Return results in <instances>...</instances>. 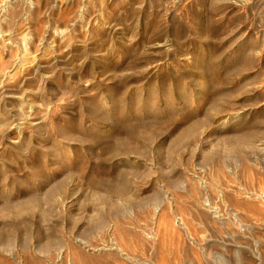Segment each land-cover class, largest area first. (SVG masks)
Returning a JSON list of instances; mask_svg holds the SVG:
<instances>
[{
  "label": "rangeland",
  "instance_id": "obj_1",
  "mask_svg": "<svg viewBox=\"0 0 264 264\" xmlns=\"http://www.w3.org/2000/svg\"><path fill=\"white\" fill-rule=\"evenodd\" d=\"M263 171L264 0H0V264H264Z\"/></svg>",
  "mask_w": 264,
  "mask_h": 264
},
{
  "label": "bare ground",
  "instance_id": "obj_2",
  "mask_svg": "<svg viewBox=\"0 0 264 264\" xmlns=\"http://www.w3.org/2000/svg\"><path fill=\"white\" fill-rule=\"evenodd\" d=\"M247 167H248V166H245V168H247ZM248 168H249V167H248ZM244 170H245V169H244ZM251 170H252V169H251ZM254 170H257V169H254ZM246 171H250V170H247V169H246ZM246 171H245V173H248V172H246ZM250 172H251V171H250ZM250 172H249V173H250ZM260 172H261V171H260ZM243 173H244V172H243ZM243 173H242V174H243ZM254 173H255V171H254ZM263 173H264V171H263ZM263 173H262V174H263ZM252 174H253V173H252ZM258 174L260 175L261 173L258 172ZM243 175H244V174H243ZM243 175H242V176H243ZM256 175H257V174H256ZM244 176H245V175H244ZM244 176H243V178H244ZM246 177H247V175H246ZM263 177H264V175H263ZM263 177H260V178H263ZM252 178L254 179V176H252ZM244 179H245V178H244ZM263 179H264V178H263ZM254 181L256 182V180H254ZM250 182H253V181H250ZM262 182H263V181L261 180V183H262ZM247 184H248V183H247ZM251 184H252V183H251ZM257 184H258V183H257ZM254 185H255V184H254ZM258 185H260V184H258ZM258 185H257V187H258ZM262 185H264V183L261 184V186H262ZM248 186H249V185H248ZM251 187H252V185H251ZM257 187H256L255 189H257ZM253 188H254V187H252V189H253ZM240 189H241V188H240ZM258 189H259V188H258ZM260 189H261V187H260ZM243 190L245 191V189H243ZM237 191H238V190H237ZM246 191H247V190H246ZM262 192H263V191H262ZM248 193H250V192H248ZM263 193H264V192H263ZM244 194H245V193H244ZM244 194H243V195H244ZM255 194H256V193H255ZM255 194H253V195L255 196ZM243 195H242L240 198L244 197ZM251 195H252V194H251ZM258 195H259V194H258ZM261 195H264V194H261ZM235 196H237V195H235ZM237 197H239V196H237ZM246 197H247V195H246ZM248 197H249V195H248ZM262 197H264V196H262ZM229 198H230V197H229ZM235 198H236V197H235ZM255 198H258V199H259V197H256V196H255ZM244 199H245V198H244ZM250 199H251V198H249V200H250ZM226 200H227V199H226ZM231 200H232V199H231ZM242 200H243V199H242ZM246 200H247V199H246ZM261 200H262V199H261ZM228 201H229V199H228ZM236 201H237V200H236ZM244 201H245V200H244ZM244 201H241V200H240V201H237V208H238V207H239V208L241 207V209H242V208H243V209L245 208L246 210L249 211V213H250V211H251V212H257V213H258L257 215H259V213H260L259 216H262V218L264 217V211L262 212L261 209H260V207H258V206H260L261 204L258 205V206H255L254 204H250V203H248V202H249L248 200H247L248 202H247V201L244 202ZM250 201H251V200H250ZM254 201H255V200H254ZM257 201H258V200H257ZM262 201H264V200H262ZM229 202H230V201H229ZM251 202H253V201H251ZM231 203H233V201H232ZM254 203H255V202H254ZM258 203H259V202H258ZM263 205H264V204H263ZM256 207H258V208L260 209V211H259ZM253 214H254V213H253ZM253 214H252V215H253ZM255 214H256V213H255ZM261 221H262V220H261ZM263 221H264V220H263ZM170 226H172V225H170ZM171 230H172V227H171ZM173 230H174V228H173ZM179 233H180V232H179ZM183 239H184V238H183ZM185 240H187V239H185ZM186 242H187V241H186ZM191 242H192V241H191ZM195 242H196V241H195ZM162 243H163V241H162ZM187 243H188V242H187ZM192 243H193V242H192ZM166 244H167V243H166ZM169 244H170V243H169ZM162 245H163V244H162ZM197 245H198V243H197ZM188 246H189V245H188ZM194 246H195V245H194ZM203 246H204V245H203ZM156 247H157V246H156ZM190 247H191V246H190ZM195 247H196V246H195ZM201 247H202V246H201ZM157 248H158V247H157ZM163 248H164V247L162 246L161 249H163ZM202 248L204 249V247H202ZM202 248H201V249H202ZM181 249H182V251H184V250H183V247H182ZM184 249H185V248H184ZM187 249H189V248H187ZM191 249H194V248L192 247ZM206 249H207V248H206ZM166 250H167V249H166ZM170 250H171V249H170ZM170 250H169V254L172 253V252H170ZM189 250H190V249H189ZM189 250H188V251H189ZM185 251H186V250H185ZM195 251H196V250H195ZM195 251H194V253H195V254H196V253L198 254V252H197V251L195 252ZM165 252H166V251H165ZM176 252H177V251H176ZM154 253H155V252H154ZM163 253H164V252H163ZM166 253H167V252H166ZM174 253H175V252H174ZM158 254H159V253H158ZM167 254H168V253H167ZM183 254H184V253H183ZM176 255H177V254H176ZM159 257H160V256H159ZM178 257H179V256H178ZM181 257H182V255H181ZM181 257H180V259H181ZM194 257H195V256H194ZM200 257H201V256H200ZM203 257H204V256H203ZM173 259H174V258H173ZM175 259H176V258H175ZM196 259H197V258H196ZM177 260H178V259H177ZM183 260L186 261L184 257H183ZM183 260H181V261H183ZM201 260H202V259H201ZM167 261H168V260H167ZM167 261H166V263H167ZM174 261H175V260H173V261H171V262H174ZM202 261H203V260H202ZM155 262H156V261H155ZM203 262H204V261H203ZM222 262H223V261H222ZM222 262L220 261V263H222ZM157 263H159V261H157ZM157 263H156V264H157ZM168 263H169V262H168ZM225 263H226V262H223V264H225ZM241 263L243 264V260H242ZM154 264H155V263H154ZM159 264H165V262L162 261V263H159ZM179 264H182V263H179ZM204 264H205V263H204ZM238 264H240V263H238ZM246 264H248V263H246Z\"/></svg>",
  "mask_w": 264,
  "mask_h": 264
}]
</instances>
